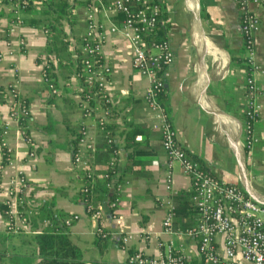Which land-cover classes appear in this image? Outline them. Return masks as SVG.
<instances>
[{
    "label": "crops",
    "instance_id": "obj_1",
    "mask_svg": "<svg viewBox=\"0 0 264 264\" xmlns=\"http://www.w3.org/2000/svg\"><path fill=\"white\" fill-rule=\"evenodd\" d=\"M68 1L71 22H61L66 41L62 46L49 42L40 25L29 23L40 16L43 4L26 12L24 25L12 26L10 11L0 0V141H5L14 159V166L3 164L0 143V264H44L48 256L39 253L35 238L44 232L68 236L75 255L67 257V264H126L132 252L152 255L166 252L172 245L185 254L186 264H205L198 255L196 238L163 231L167 200L175 208L176 232L196 225L199 215L190 204L191 181L177 162L168 163L160 128L146 107V79L132 66L123 37L106 32L102 49L112 68L106 88L114 98L102 131L96 125L98 104L84 95L80 76V39L86 28L88 2ZM152 1L161 9L162 35L174 55L162 71L164 91L160 99L178 143L218 179L238 185L264 206V0L251 5L258 16L256 60L261 70L255 75L258 118L253 125L256 141L250 156L244 145L248 68L237 0ZM95 18L105 29L110 22L121 20L112 11L97 13ZM20 40L25 42V49H20ZM45 56L53 60L57 95L49 94L41 80L40 65ZM11 88L30 109L28 132L36 144V155L31 159L10 114ZM88 106L93 112L84 116ZM134 126L144 132L136 136L134 148H126V134ZM81 127L86 128L93 144L91 202L102 206L99 226L104 236L97 235L95 221L86 214L80 191L85 182L73 167L72 141ZM107 137L117 149L115 155ZM112 158L116 159L114 169L109 166ZM19 170L28 178L26 199L32 215L28 227L12 234L5 230L1 209L10 177ZM110 171L117 177L112 184L110 174L109 179L104 177ZM168 183L170 189L166 188ZM102 188L109 196L100 197ZM114 199L116 207L112 210L109 203ZM73 214L79 218L70 226L63 225L62 220Z\"/></svg>",
    "mask_w": 264,
    "mask_h": 264
},
{
    "label": "built area",
    "instance_id": "obj_2",
    "mask_svg": "<svg viewBox=\"0 0 264 264\" xmlns=\"http://www.w3.org/2000/svg\"><path fill=\"white\" fill-rule=\"evenodd\" d=\"M88 2L86 28L80 39L82 60L80 76L84 87L88 90V99L97 102L96 125L104 131L111 115L113 98L107 91L106 85L112 72L111 65L103 52V39L106 32L119 34L129 48L131 63L147 81L144 92L146 107L153 113L160 128L161 145L167 156L168 163L177 162L181 171L191 181L190 204L199 215L198 223L192 227L176 232L173 228L174 206L166 201V214L163 219V231L197 239V252L205 264H264V206L255 202L236 184L226 183L218 179L209 169L202 167L191 159L180 146L177 133L170 116L161 102L164 91L162 71L173 60V50L165 37L158 35L161 26V9L152 0H86ZM8 7L12 26L24 25L26 12L44 0H3ZM239 8L240 32L243 39V54L247 65L245 78L246 110L244 120L245 148L248 156L256 141L253 135V125L258 118V104L256 93L258 90L255 75L260 73V66L256 60L255 33L259 28L258 16L251 9L253 3L259 0H237ZM112 11L121 16L120 23L110 22L105 29L96 18L97 13ZM49 33V29H43ZM20 49H25V42L19 41ZM2 55L0 54V59ZM41 80L46 91L57 95L58 89L52 76L53 60L49 56L43 57L40 65ZM10 114L16 121L19 133L26 144L28 159L36 155V144L28 132L30 109L28 104L20 99L11 88ZM92 106L84 111V116L92 114ZM83 126V125H82ZM76 137L77 147L73 152V167L81 174L85 184L83 192L90 193L87 185H93L94 176L91 169L90 154L93 151L92 141L87 137V130L81 127ZM7 130L3 131L5 135ZM111 146L112 155L117 149L112 146V139L106 138ZM3 164L14 166V159L3 139ZM116 159L109 162L114 169ZM109 179V174L104 175ZM169 182V181H168ZM27 175L19 170L9 180L7 196L3 201L5 216V230L7 233H19L30 224L32 211L27 208ZM170 189L169 183L166 185ZM120 187H117L119 190ZM116 199L109 205L112 210L116 207ZM86 214L95 221L97 235L104 236L99 226L102 206L89 201ZM78 215L73 214L62 220L63 225L70 226ZM47 224V221L45 222ZM186 256L179 248L168 247L166 252L146 254L132 252L128 254L126 264H185ZM107 264V263H100Z\"/></svg>",
    "mask_w": 264,
    "mask_h": 264
},
{
    "label": "trees",
    "instance_id": "obj_3",
    "mask_svg": "<svg viewBox=\"0 0 264 264\" xmlns=\"http://www.w3.org/2000/svg\"><path fill=\"white\" fill-rule=\"evenodd\" d=\"M72 7L69 4L68 0H47L43 2V5L40 9V16L38 18H32L29 23H35L40 25L43 29H49L48 33V41L51 43H59L62 46H65L66 41L64 40V32L61 26L62 21H66L68 23L71 22V11ZM163 29L160 26L158 35L160 37H164L162 35ZM84 95L88 93V90L84 87ZM163 97V94H162ZM144 130L134 126L130 131L126 134L127 144L126 148L132 147L134 148L136 144V136L140 133H143ZM115 144V142H114ZM72 145L76 147V140L72 141ZM135 154V151L129 153L128 158L131 159ZM118 173L121 172L118 167L115 169ZM111 175L109 184H112L113 179L117 178L111 171L108 173ZM116 180H114L115 182ZM89 189H91L92 185H87ZM97 189H95L96 191ZM102 192L100 191V197L109 196L108 190L102 188ZM97 196V194H96ZM81 199L85 204H88L92 199L91 192L86 193L83 192L81 195ZM100 201V200H99ZM3 212V207H2ZM53 219V218H52ZM62 225V223H61ZM36 242L38 244V251L40 254H44L48 256L47 259L44 260V264H67V257H73L75 255V251L71 248L69 243L68 236L62 233H48L44 232L35 236ZM69 248V249H68ZM63 249V250H62ZM70 251V252H69ZM74 254V255H73ZM54 257V258H52ZM37 264H41L37 263ZM72 264H81L80 262H73ZM186 264V263H185Z\"/></svg>",
    "mask_w": 264,
    "mask_h": 264
}]
</instances>
